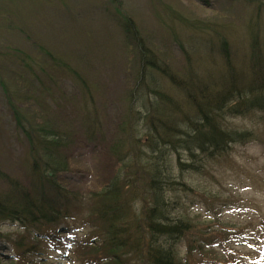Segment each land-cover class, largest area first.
I'll return each mask as SVG.
<instances>
[{"label": "rangeland", "instance_id": "obj_1", "mask_svg": "<svg viewBox=\"0 0 264 264\" xmlns=\"http://www.w3.org/2000/svg\"><path fill=\"white\" fill-rule=\"evenodd\" d=\"M183 20L205 31L202 26L218 31L228 26L230 31L225 36L239 61L250 58L249 46L255 34L259 51H264V0H0V78L14 94L18 93L15 88L20 89L14 100L0 84V195L19 186L25 194L38 197L34 189L40 182L32 172L29 147L23 127L18 126L15 108L36 122L51 120V124L62 125L65 111L76 115L84 107L80 88L95 97L100 125L91 138L78 128L67 150L68 170L58 174L57 179L60 187L73 194L100 192L122 166L121 156L112 152V147L125 140L120 131L125 98L137 72L138 51L126 37L125 24L129 21L131 30L138 32L155 52L154 61L163 59L169 69L181 71L186 64L177 40L190 39L200 49H209L215 38L211 33L212 37L196 32ZM29 56L34 62L27 75L21 65ZM262 61L264 67V54ZM221 63L222 56L211 51L200 55L195 68L217 69ZM80 77L85 85H80ZM252 97L249 95V99ZM68 103L72 105L67 109ZM244 108L227 114L225 126L249 136L229 147L228 153L212 166L183 173L175 159L166 161L168 177L177 181L176 187L182 191L180 183L189 184L182 192L170 185L167 195L175 202L184 197L188 204L182 207L183 212L187 209L202 221L218 217L224 225L245 226V233L232 238L233 257L240 264H264V113ZM78 120L80 124L81 118ZM184 160L188 161L187 156ZM121 169L123 173L129 170L124 166ZM136 186L142 189L144 184L139 180ZM195 201L194 206L189 203ZM0 228L11 229L9 225ZM68 244L69 240L64 239L52 264H72L71 256H66ZM176 244L175 252L183 257L187 239ZM3 247L5 243H0V264L7 262L4 253L13 255L10 247Z\"/></svg>", "mask_w": 264, "mask_h": 264}, {"label": "trees", "instance_id": "obj_2", "mask_svg": "<svg viewBox=\"0 0 264 264\" xmlns=\"http://www.w3.org/2000/svg\"><path fill=\"white\" fill-rule=\"evenodd\" d=\"M183 23L215 38L209 49H200L190 39L177 40L186 64L181 71L169 69L163 59L154 61L155 52L138 32L131 30L129 21L124 23L126 37L138 51L137 72L125 98L127 105L120 128L125 140L112 147V152L121 156L122 166L100 192L73 194L60 187L57 179L58 174L68 170L67 150L78 135V128L91 138L100 125L91 91L86 93L80 88L84 109L79 115L65 111L62 125L51 124V120L36 122L15 108L18 126L23 127L29 147L32 172L40 184L34 189L36 198L25 194L19 186L0 195V225L17 223L23 232L22 236L15 234L12 238L10 232L3 234L0 229V235L15 246L19 256L18 263L12 264H36L33 257L42 256L46 250L42 238L55 235L60 224L73 226V223L78 224L76 228H85L82 243L89 241L88 248H82L85 254L80 255L85 264H219L220 260L199 248L204 241L210 244L216 237L215 232H209L213 225L193 217L187 209L183 212L182 207L188 204L184 203V197L175 202L167 195L170 185L179 188L177 181L168 177L166 161L175 159L183 173L210 167L228 153L230 145L244 137L229 130L225 119L242 107L264 113V51H259V38L255 34L249 46L250 58L239 61L225 36L230 31L228 26L222 31L202 26L205 31L194 22L183 20ZM211 51L222 56L221 66L195 68L200 55ZM33 62L30 56L22 60L21 67L27 75L32 72ZM21 78L28 84L24 75ZM79 79L80 85H85L84 79ZM0 84L14 100L18 98L19 88H15L18 93L14 94L2 78ZM249 95L254 97L249 99ZM74 100L78 103L76 97ZM69 104L72 105L68 103L67 109ZM76 116L81 118L80 124ZM123 166L129 170L123 173ZM2 178L8 180L7 175ZM139 180L144 184L142 189L136 186ZM180 184L182 191L189 185ZM183 238L187 239L188 250L180 258L175 243Z\"/></svg>", "mask_w": 264, "mask_h": 264}]
</instances>
